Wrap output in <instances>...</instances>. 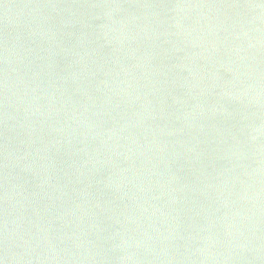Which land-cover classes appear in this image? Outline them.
Segmentation results:
<instances>
[{
	"label": "water",
	"instance_id": "water-1",
	"mask_svg": "<svg viewBox=\"0 0 264 264\" xmlns=\"http://www.w3.org/2000/svg\"><path fill=\"white\" fill-rule=\"evenodd\" d=\"M0 264H264V0H0Z\"/></svg>",
	"mask_w": 264,
	"mask_h": 264
}]
</instances>
